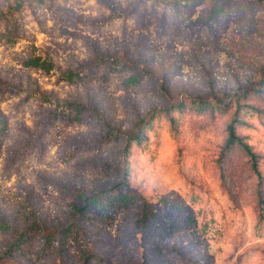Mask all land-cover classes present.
I'll return each instance as SVG.
<instances>
[{
  "label": "rangeland",
  "instance_id": "obj_1",
  "mask_svg": "<svg viewBox=\"0 0 264 264\" xmlns=\"http://www.w3.org/2000/svg\"><path fill=\"white\" fill-rule=\"evenodd\" d=\"M11 12L0 257L29 232L16 264H264V0H23ZM141 120L149 139L127 180L144 202L83 219L123 181ZM234 121L258 171L241 148L224 153ZM65 228L60 258L44 238Z\"/></svg>",
  "mask_w": 264,
  "mask_h": 264
},
{
  "label": "trees",
  "instance_id": "obj_2",
  "mask_svg": "<svg viewBox=\"0 0 264 264\" xmlns=\"http://www.w3.org/2000/svg\"><path fill=\"white\" fill-rule=\"evenodd\" d=\"M262 1V0H259ZM23 0H2L0 2V19L7 15V11L9 13H14L18 9L22 7ZM38 60H31L29 63H33V65H37ZM69 79L80 78L75 72H69ZM152 120H141L138 127L135 131L129 134L125 139V145L123 148L122 159H123V181L117 183L116 185L99 192L93 196V200L89 199V201L85 202L79 209V212L82 218L93 217L109 220L112 217L116 210L120 209L123 205H128L133 202H144V198L139 191H136L129 184L127 177L129 175L128 171V158L133 151V146L136 145L137 148H140L144 145V141L149 139L148 132L146 128L151 126ZM235 121L232 122L229 126V135L226 141V146L224 147L225 152H230L234 147L241 148L251 159L253 168L258 171V156L256 153L252 151V148L244 142L237 134L235 129ZM151 128V127H150ZM147 206V203L144 207ZM94 211V212H92ZM96 211V212H95ZM96 215V216H95ZM70 226H76L71 224ZM71 229H63L59 232H49L45 234L44 247L51 248L52 251H56L58 256L62 258L64 254V249H67L65 246L68 244L69 235L72 233ZM25 238V240H24ZM31 234L29 232L25 233V236L20 235L17 240L12 244V246L5 252L3 256L0 257V264H16V258L11 259L13 251H17L18 253H23L25 250H21L23 245L27 240H30ZM62 239V242L60 240ZM58 241V244L55 243ZM57 246V247H54ZM6 257H8L6 259ZM93 256L91 254L85 255V263L88 264L89 261L93 260ZM58 264H62V262H58Z\"/></svg>",
  "mask_w": 264,
  "mask_h": 264
}]
</instances>
